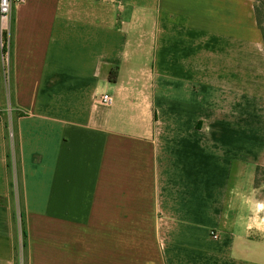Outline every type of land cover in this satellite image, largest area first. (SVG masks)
Instances as JSON below:
<instances>
[{
	"label": "crops",
	"instance_id": "crops-1",
	"mask_svg": "<svg viewBox=\"0 0 264 264\" xmlns=\"http://www.w3.org/2000/svg\"><path fill=\"white\" fill-rule=\"evenodd\" d=\"M253 4L14 7L0 112L22 113L27 264H264V242L249 235L263 220L254 179L264 167V46ZM0 264H14L2 204Z\"/></svg>",
	"mask_w": 264,
	"mask_h": 264
},
{
	"label": "trees",
	"instance_id": "trees-1",
	"mask_svg": "<svg viewBox=\"0 0 264 264\" xmlns=\"http://www.w3.org/2000/svg\"><path fill=\"white\" fill-rule=\"evenodd\" d=\"M254 18L256 26L260 32L262 44L264 46V0H254L253 4ZM13 22L11 26L10 36V77H11V57H12V45H13ZM3 39L6 40V35H3ZM0 49V54L3 52ZM115 73V72H113ZM113 73L110 75V80L114 81ZM0 78L2 93L5 95L7 92L4 85L3 69L0 62ZM11 94V88H10ZM12 95V94H11ZM10 97V96H9ZM12 97V96H11ZM12 110V116L9 118L5 112H0V119L4 125L5 140H6V173L8 180V197L0 198V204L5 205L10 210L11 222H12V240H13V259L14 264H27L28 257V233L26 224V209L24 204L23 186H22V172L20 167V153L19 142L16 129L15 120L22 116V113L15 110L13 105L10 106ZM10 131L13 133L14 140V152L15 157L13 159L11 154L10 145ZM14 160V162H13ZM264 174V167H257L255 172V179L257 176ZM257 184V183H256ZM255 184V186H257Z\"/></svg>",
	"mask_w": 264,
	"mask_h": 264
},
{
	"label": "built area",
	"instance_id": "built-area-1",
	"mask_svg": "<svg viewBox=\"0 0 264 264\" xmlns=\"http://www.w3.org/2000/svg\"><path fill=\"white\" fill-rule=\"evenodd\" d=\"M24 0H0V49L4 51L0 54V62L3 69V77L5 86L9 87L10 83V36L13 19L14 7L23 3ZM6 35V40L3 35ZM103 104H110L111 98L108 95H103L100 98ZM211 237L215 240L218 236L211 232Z\"/></svg>",
	"mask_w": 264,
	"mask_h": 264
},
{
	"label": "rangeland",
	"instance_id": "rangeland-1",
	"mask_svg": "<svg viewBox=\"0 0 264 264\" xmlns=\"http://www.w3.org/2000/svg\"><path fill=\"white\" fill-rule=\"evenodd\" d=\"M149 1H151V0H149ZM145 44H146V47L148 49V47L151 46V40L147 41ZM149 59H150V55H149V53H147L145 55V60L149 61ZM141 61H142V59H141ZM4 87H5L6 91L8 92L7 85L4 86ZM11 112H12V110L8 107L6 109V112H5L6 116H8L10 118L12 116ZM13 137H14L13 133L10 131L9 139H10V145H11V154H12V157L14 159V157H15V152L14 151L15 150H14ZM13 162H14V160H13ZM255 184L257 186H255ZM254 187L256 189L257 199L260 200L261 203H262V207H260L262 209H261L259 215L261 217H263V220L257 219V224H256L257 227H256L255 231L249 233V235H251L253 237L251 240L259 241V239H260L261 241L264 242V174L257 176V179L254 181ZM242 215L243 216L247 215V210L246 209H244V211L242 212ZM238 231H239L240 235L244 236L243 230L238 228ZM254 245H255L254 243H251L249 246H254Z\"/></svg>",
	"mask_w": 264,
	"mask_h": 264
}]
</instances>
